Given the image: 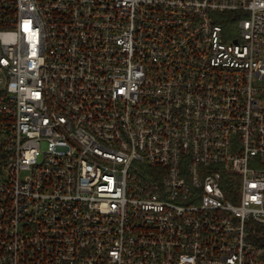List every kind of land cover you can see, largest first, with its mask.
I'll use <instances>...</instances> for the list:
<instances>
[{
  "label": "built area",
  "instance_id": "built-area-1",
  "mask_svg": "<svg viewBox=\"0 0 264 264\" xmlns=\"http://www.w3.org/2000/svg\"><path fill=\"white\" fill-rule=\"evenodd\" d=\"M0 264H264V0H0Z\"/></svg>",
  "mask_w": 264,
  "mask_h": 264
}]
</instances>
